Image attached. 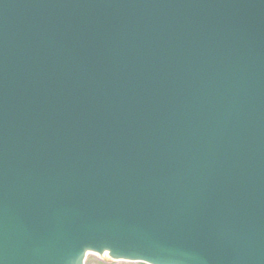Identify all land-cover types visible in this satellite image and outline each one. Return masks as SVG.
<instances>
[{
    "label": "water",
    "instance_id": "obj_1",
    "mask_svg": "<svg viewBox=\"0 0 264 264\" xmlns=\"http://www.w3.org/2000/svg\"><path fill=\"white\" fill-rule=\"evenodd\" d=\"M110 250L264 264V0H0V264Z\"/></svg>",
    "mask_w": 264,
    "mask_h": 264
},
{
    "label": "rangeland",
    "instance_id": "obj_2",
    "mask_svg": "<svg viewBox=\"0 0 264 264\" xmlns=\"http://www.w3.org/2000/svg\"><path fill=\"white\" fill-rule=\"evenodd\" d=\"M85 264H127V263L121 261H113L107 259L106 257H100L97 255L89 254L87 256Z\"/></svg>",
    "mask_w": 264,
    "mask_h": 264
},
{
    "label": "snow or ice",
    "instance_id": "obj_3",
    "mask_svg": "<svg viewBox=\"0 0 264 264\" xmlns=\"http://www.w3.org/2000/svg\"><path fill=\"white\" fill-rule=\"evenodd\" d=\"M109 255H111L114 259H118V260H122L127 262V264H149L150 261L146 260V259H142V258H129L127 256L124 255H113L112 254V250H110V252L108 253Z\"/></svg>",
    "mask_w": 264,
    "mask_h": 264
}]
</instances>
